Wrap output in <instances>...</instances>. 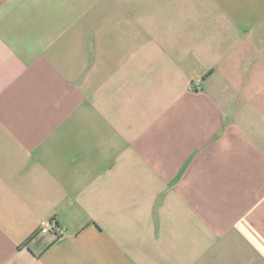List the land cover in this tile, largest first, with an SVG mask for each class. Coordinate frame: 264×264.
Masks as SVG:
<instances>
[{"label":"crops","instance_id":"0c3cea01","mask_svg":"<svg viewBox=\"0 0 264 264\" xmlns=\"http://www.w3.org/2000/svg\"><path fill=\"white\" fill-rule=\"evenodd\" d=\"M0 264H264V0H0Z\"/></svg>","mask_w":264,"mask_h":264},{"label":"built area","instance_id":"2783aa9c","mask_svg":"<svg viewBox=\"0 0 264 264\" xmlns=\"http://www.w3.org/2000/svg\"><path fill=\"white\" fill-rule=\"evenodd\" d=\"M54 223L53 222H48V223H42L39 228L38 231L41 234H46L49 232V230H51V227H53Z\"/></svg>","mask_w":264,"mask_h":264}]
</instances>
